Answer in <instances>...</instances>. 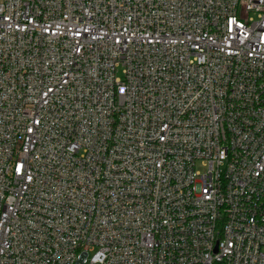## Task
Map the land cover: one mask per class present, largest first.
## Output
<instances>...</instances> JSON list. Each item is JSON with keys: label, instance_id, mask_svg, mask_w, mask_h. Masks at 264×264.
Masks as SVG:
<instances>
[{"label": "built area", "instance_id": "1", "mask_svg": "<svg viewBox=\"0 0 264 264\" xmlns=\"http://www.w3.org/2000/svg\"><path fill=\"white\" fill-rule=\"evenodd\" d=\"M0 264H264V0H0Z\"/></svg>", "mask_w": 264, "mask_h": 264}]
</instances>
